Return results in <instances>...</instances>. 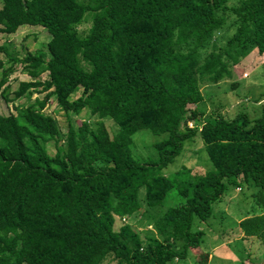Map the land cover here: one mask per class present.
<instances>
[{
	"label": "trees",
	"instance_id": "obj_1",
	"mask_svg": "<svg viewBox=\"0 0 264 264\" xmlns=\"http://www.w3.org/2000/svg\"><path fill=\"white\" fill-rule=\"evenodd\" d=\"M228 1L0 0V32L28 24L49 34L45 49L20 58L0 44L3 100L43 92L0 114V264L185 258L204 235L194 221L207 220L237 178L252 189L247 214L263 211L238 225L264 245V105L256 100V115L238 110L230 117L196 106L201 85L233 78L253 49L264 55V0ZM16 62L29 79L11 91ZM49 98L66 116L63 136L46 118ZM84 108L87 119L75 123ZM93 115L99 120H88ZM142 128L163 135L152 143L151 161L130 151L131 136ZM196 134L212 167L191 174L181 165L162 174ZM171 189L177 202L157 211ZM140 213L153 230L143 236L124 221Z\"/></svg>",
	"mask_w": 264,
	"mask_h": 264
},
{
	"label": "rangeland",
	"instance_id": "obj_2",
	"mask_svg": "<svg viewBox=\"0 0 264 264\" xmlns=\"http://www.w3.org/2000/svg\"><path fill=\"white\" fill-rule=\"evenodd\" d=\"M235 0H229L233 2ZM88 23L78 26V30L86 28ZM228 30L227 34H230ZM49 39L47 31L38 25H20L14 33L5 34L0 32V44L8 45L10 51L15 53L17 58L22 57L25 51L33 52L36 49H45V44ZM0 58L4 59L0 54ZM244 65L234 66L233 78L221 80L212 85H201L203 102L196 104L197 108L203 109L207 114L213 108L220 110L219 112L225 116H233L238 110L248 111L251 116L259 112L260 105H264V55L260 56L254 52L249 59L245 60ZM5 65H8L5 63ZM241 65V66H240ZM41 79L46 78V73H42ZM29 77L22 72L21 64L15 63L13 71L8 76L7 83L10 85L11 91L17 87L21 80H28ZM80 93V89H76L69 96L70 99L76 97ZM42 93H32L27 100L25 96L19 97L13 101L5 102L0 96V114L13 113L14 105H24L31 102L34 97H41ZM11 96V94H9ZM261 99V104H255L256 100ZM44 112L49 122L58 126L60 135L63 136L66 126V116L56 106L53 98H49L44 106ZM87 110L82 109L75 117V123H79L82 119H87ZM206 114V115H207ZM205 118V117H204ZM88 120L98 121L96 115L90 116ZM111 134L115 131V126L111 120L105 118L102 120ZM61 136V137H62ZM163 135L154 134L152 131L142 128L131 136V144L129 145L132 156L137 160L151 161L155 158V151L152 143L160 139ZM53 141L46 144L47 153L52 155L54 152ZM184 165L190 170L191 174H202L205 170L211 168V164L207 159L203 143L198 134L191 140H184L181 152L174 160L161 169V173L166 176L171 174ZM234 186L240 188L234 189ZM252 189L246 182L237 178L233 183L226 184L225 193L222 200L212 205L213 213L205 221H194V227L201 229L204 233L199 248L203 252L212 251L214 258L207 264H262L259 263L264 257V245L260 236L253 241H245L238 239V230L234 218L246 209V203L250 200L249 194ZM248 201V202H249ZM177 202V196L174 189L169 191L168 197L163 200L161 206H157V211L165 206ZM255 208V207H254ZM146 216L144 213L137 214L135 217L125 218L124 221L131 224L133 228L139 231L140 236L149 233L151 228L146 226ZM121 222L115 218L114 228L116 229ZM153 231V230H151ZM254 236V235H251ZM262 242L261 245L259 241ZM220 242H223L220 244ZM227 243V244H226ZM226 244V245H225ZM217 245V246H216ZM224 246V247H223ZM207 249V250H206ZM216 249H218L216 251ZM219 251V252H218ZM228 256H227V254ZM199 254L198 250H188L185 258L173 259L167 264H203L196 259ZM220 255L219 259L216 256ZM255 256L257 260H252ZM223 257H230L224 259Z\"/></svg>",
	"mask_w": 264,
	"mask_h": 264
},
{
	"label": "crops",
	"instance_id": "obj_3",
	"mask_svg": "<svg viewBox=\"0 0 264 264\" xmlns=\"http://www.w3.org/2000/svg\"><path fill=\"white\" fill-rule=\"evenodd\" d=\"M254 52L256 53V50L255 49H253V50H251L242 60H240V62L239 63H237L236 64V66L237 65H239V64H241V65H244V61L245 60H247V59H249L252 55H254ZM257 54V53H256ZM258 55V54H257ZM240 65V66H241ZM255 104H258V102L257 103H255ZM252 202V201H251ZM250 202V203H251ZM252 204V203H251ZM255 210H256V213H254V214H247V210H244L243 212H242V214H238V215H236V217L238 216V218H234V221L236 222V225H237V230H238V239H240V240H242L243 242H245V241H253V240H255L256 238H258V237H256V236H246L245 234H244V232L241 230V228L239 227V225H238V222L240 221V220H242L243 218H246V217H250L251 215H259V214H261L263 211L260 209V210H258V207H255ZM259 241V240H258ZM221 243H223V242H220V244ZM259 243H260V245H261V243L262 242H260L259 241ZM227 244V243H226ZM225 244V245H226ZM263 244V243H262ZM217 246V245H216ZM224 247V246H223ZM190 250H198L199 251V254L198 255H196L197 257H196V259L198 260V258L200 259V261L201 262H203V264H207L208 262H210L213 258H214V255L212 254V251H213V248H212V250L211 251H207V252H203V251H201L199 248H190ZM207 250V249H206ZM218 249H216V251H217ZM219 252V251H218ZM227 254V253H226ZM227 256H228V254H227ZM217 258H219V259H221L222 257L220 256V255H217L216 256ZM253 258H252V260H254V261H256L257 259L256 258H254L255 256H252ZM224 259L226 258V259H229L230 257H223ZM259 263H262V264H264V257L261 259V261L259 262Z\"/></svg>",
	"mask_w": 264,
	"mask_h": 264
},
{
	"label": "built area",
	"instance_id": "obj_4",
	"mask_svg": "<svg viewBox=\"0 0 264 264\" xmlns=\"http://www.w3.org/2000/svg\"><path fill=\"white\" fill-rule=\"evenodd\" d=\"M188 126H191V124H190V123H188ZM122 220H123V218H122Z\"/></svg>",
	"mask_w": 264,
	"mask_h": 264
}]
</instances>
